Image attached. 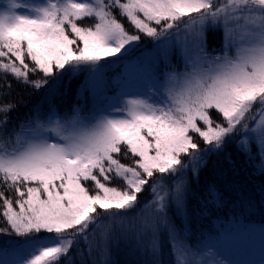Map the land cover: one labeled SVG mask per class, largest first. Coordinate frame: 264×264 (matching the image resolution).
<instances>
[{
  "label": "snow or ice",
  "instance_id": "1",
  "mask_svg": "<svg viewBox=\"0 0 264 264\" xmlns=\"http://www.w3.org/2000/svg\"><path fill=\"white\" fill-rule=\"evenodd\" d=\"M208 31L222 32L220 49L208 51ZM142 35L154 46L138 52ZM81 72L76 99L89 92L91 106L61 114L64 77ZM9 76L46 93L16 122L27 104L7 99ZM229 143L264 174V0L0 3V264H118L113 247L125 264H264V225L260 259L234 260L250 222L210 237L188 210L189 198L201 216L223 206L216 185L201 197L189 174L198 182ZM233 189L246 219L255 205Z\"/></svg>",
  "mask_w": 264,
  "mask_h": 264
},
{
  "label": "trees",
  "instance_id": "2",
  "mask_svg": "<svg viewBox=\"0 0 264 264\" xmlns=\"http://www.w3.org/2000/svg\"><path fill=\"white\" fill-rule=\"evenodd\" d=\"M94 21L88 20L86 23H93ZM125 26L132 29L125 22ZM142 49L150 48V40L142 35ZM211 40V37H209ZM173 62L175 65L182 67L180 64V48L174 46L173 52ZM122 71V68H116L114 71L108 73V77L111 79L115 77L118 73ZM87 77L86 72L79 73L75 78L71 79L69 83V77L65 75L64 86L61 88V92H64V88H67V95H61L56 98L54 103L60 106L61 114H63L64 108L71 104H85L87 103L91 106V94L85 92V100H77L76 94L79 87L85 83ZM8 81L12 85L11 95L7 98L9 101L24 102L27 107L19 106L18 111L12 113L13 121L16 122L17 118H23L26 113H29L30 109L38 104L46 94L43 89L39 92L33 88L26 87L23 84H17L16 80L12 77H8ZM114 87V86H113ZM110 87L108 93L113 89ZM87 115V112L84 113ZM218 119V117H216ZM231 153L233 164H229L226 159V154ZM252 153L256 155V149L253 146ZM219 162L217 164H211L209 160L206 166L200 171L198 182L189 175V180L191 181V188L193 191L199 193L201 197H204L207 192V187L210 184H214L224 195V204L220 208H211L203 216L200 215L201 206L195 198H189L188 200V210L193 213L194 223L196 229H204L206 234L210 237H216L219 235L221 229L228 228L238 222H250V231L252 233L259 225H264V197H262L261 189L264 187V174L257 173V170L249 167L245 162V157L243 153L237 151L235 143H229L226 146L225 151L219 155ZM129 163L130 160L124 161ZM259 158L257 157L255 163H259ZM114 184H118L119 181H114ZM239 186V189L245 193L246 196L252 199L256 204L257 208H254L250 214H246L245 217H240L237 220V216L241 211L240 203L238 201L237 195L233 186ZM149 198V194L144 192L140 195L139 199L144 200ZM175 219V217H174ZM177 223L180 221L177 219ZM0 226H3L2 220H0ZM239 237L237 240L245 238V235ZM0 239H8V237H0ZM96 240H99V234H97ZM83 247V246H81ZM123 247V244H121ZM167 252V246L164 249ZM94 258H97V253H93ZM112 256L118 262V264H125L126 256L124 252H117L115 247L112 249Z\"/></svg>",
  "mask_w": 264,
  "mask_h": 264
},
{
  "label": "rangeland",
  "instance_id": "3",
  "mask_svg": "<svg viewBox=\"0 0 264 264\" xmlns=\"http://www.w3.org/2000/svg\"><path fill=\"white\" fill-rule=\"evenodd\" d=\"M4 0H0V3H3ZM209 37H211V40H209ZM148 40H150V48L151 49L154 44L153 41L150 38H147ZM142 43V40L140 41V44ZM207 45H208V51L211 52L213 49H220V47L222 46V32L219 31H208L207 32ZM140 49H138L139 52ZM173 56H170V60L171 63L174 64L173 62ZM175 65V64H174ZM161 67H163V60H161ZM119 92V88L118 86H114L113 89L108 93L109 96H114L116 94H118ZM129 97H125V99H127ZM219 118V117H218ZM253 146L255 147V145L253 144ZM252 146V149H253ZM201 147H207L206 145H204L203 143L201 144ZM256 149V147H255ZM222 152H219L218 154H212L211 156H209L207 158V161L209 160V162L211 164H217L220 160H219V155ZM191 175V174H189ZM254 203V202H253ZM255 208H257L256 204L254 203ZM261 225H259L255 231H253L252 233H248L245 235V238L240 239V240H236L234 245L231 248V256L230 259H234V260H247V261H258L260 259V255H261V247H262V237H261V231H260ZM250 241H253L251 243L252 246V252L251 249L249 247V243ZM245 244L246 245V251L242 250L241 245ZM251 253V256L250 254Z\"/></svg>",
  "mask_w": 264,
  "mask_h": 264
}]
</instances>
